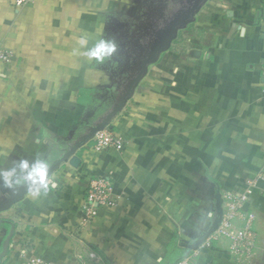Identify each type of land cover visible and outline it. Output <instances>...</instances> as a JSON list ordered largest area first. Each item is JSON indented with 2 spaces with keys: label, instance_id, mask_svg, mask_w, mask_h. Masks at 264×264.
Returning a JSON list of instances; mask_svg holds the SVG:
<instances>
[{
  "label": "crops",
  "instance_id": "obj_1",
  "mask_svg": "<svg viewBox=\"0 0 264 264\" xmlns=\"http://www.w3.org/2000/svg\"><path fill=\"white\" fill-rule=\"evenodd\" d=\"M131 4L0 0V49L10 55L0 60V172L12 173L8 185L0 176V199L109 111L118 61L86 53L113 41ZM263 79L264 0H208L110 121L122 150L96 152L90 140L77 168L65 162L47 190L0 212V264H174L189 254L193 264H264ZM100 177L114 203L86 220V190ZM227 192L245 195L240 210L254 218L246 260L224 238L188 249Z\"/></svg>",
  "mask_w": 264,
  "mask_h": 264
},
{
  "label": "flooded vegetation",
  "instance_id": "obj_2",
  "mask_svg": "<svg viewBox=\"0 0 264 264\" xmlns=\"http://www.w3.org/2000/svg\"><path fill=\"white\" fill-rule=\"evenodd\" d=\"M198 1L199 0H132V9L127 12L125 17L121 20V23L117 24L121 28L119 31H117L118 29H113V41L115 42L117 39L119 41L117 40L116 42L115 53L108 57V62L113 59L118 61L115 65L116 69L112 72L114 85L110 87L108 92V98L111 100L110 107L116 102L119 96L122 95L128 82L136 77L140 61L148 51H151L150 47L154 41L157 43L162 42L164 38L163 32L167 29L168 24L175 19L186 18ZM198 12L194 14V21ZM194 21L189 23L185 29L178 30L171 46L178 39L180 34L185 32ZM149 66L141 81L146 77Z\"/></svg>",
  "mask_w": 264,
  "mask_h": 264
},
{
  "label": "built area",
  "instance_id": "obj_3",
  "mask_svg": "<svg viewBox=\"0 0 264 264\" xmlns=\"http://www.w3.org/2000/svg\"><path fill=\"white\" fill-rule=\"evenodd\" d=\"M21 1L17 2L19 5ZM9 54L0 49V60L7 62ZM124 141L109 129H104L95 134L93 138L94 151L100 152L107 149L121 151ZM112 186L105 177H100L92 181L86 190L83 216L90 219L97 215L99 208H109L114 201L111 199ZM246 199L245 195H236L227 192L222 196L223 207L222 216L218 228L206 240H217L224 238L229 241V252L237 260H246L252 257L256 248V233L252 229L253 216L241 212V205ZM240 220L241 225L236 226L235 221ZM195 254H189L181 258L174 264H193ZM19 264H50L44 259L36 256L24 258Z\"/></svg>",
  "mask_w": 264,
  "mask_h": 264
},
{
  "label": "water",
  "instance_id": "obj_4",
  "mask_svg": "<svg viewBox=\"0 0 264 264\" xmlns=\"http://www.w3.org/2000/svg\"><path fill=\"white\" fill-rule=\"evenodd\" d=\"M206 1L207 0H199L194 9L189 12L186 18L175 19L174 21H171L170 24H168L167 29L163 32L164 38L162 39V42L157 43L154 41V43L150 47L151 51H148L140 61L138 74L135 78H132L128 82V84L124 88V92L111 106L109 111L106 112V114L99 120V122L92 126H89L85 131V134L79 137L78 140L74 141L72 144L68 145L66 149H58L60 155L56 160H54L53 164L48 166V177H50L51 174L65 162H68L74 168H77L80 165V158L75 155L76 151L83 146H86V144H88L89 141L94 138L97 132L103 131L109 126L112 118H114L125 107L127 101L133 96L138 83L146 74L147 67L156 63L159 60L160 55L170 49L171 43L175 39L178 30L185 29L189 23L194 21V14H196L200 10V8L205 4ZM39 188H41V185L38 181L36 183H33L31 181L5 195L2 199H0V212L7 210L14 203L22 200L25 194ZM221 216L222 209L220 207L218 208L217 215L211 223L208 231L205 232V234L196 242H194V244L188 246L189 250H196L205 240L210 237V235L218 228Z\"/></svg>",
  "mask_w": 264,
  "mask_h": 264
},
{
  "label": "clouds",
  "instance_id": "obj_5",
  "mask_svg": "<svg viewBox=\"0 0 264 264\" xmlns=\"http://www.w3.org/2000/svg\"><path fill=\"white\" fill-rule=\"evenodd\" d=\"M80 43L82 45L86 44L87 41L84 39L80 40ZM116 51V44L114 41L111 40H105V39H99L96 44L87 50L86 55L89 59H95L98 62L103 61L105 58L110 57L113 53ZM22 168H28L27 162L21 163ZM12 175L11 172H0V176H3L5 185H8V178ZM27 180L32 181L33 183H36L37 181L40 183L41 187H43L45 190H47L50 180L48 177V164L44 161L37 162L34 164L27 177ZM38 191H33L32 195H38Z\"/></svg>",
  "mask_w": 264,
  "mask_h": 264
}]
</instances>
